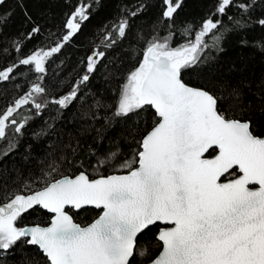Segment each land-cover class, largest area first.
<instances>
[{"label": "snow or ice", "instance_id": "6c2138e0", "mask_svg": "<svg viewBox=\"0 0 264 264\" xmlns=\"http://www.w3.org/2000/svg\"><path fill=\"white\" fill-rule=\"evenodd\" d=\"M4 2L0 0V5ZM163 4V18L172 20L179 0H163ZM229 7L247 10L243 2L217 0L215 13L198 31L185 26L183 34L190 37L186 43L172 47L171 31L146 42L143 58L127 76L114 113L127 116L146 107L154 109L153 126L138 141L139 150L116 166L125 174L92 179L81 171L74 177L53 179L55 167L43 173L37 178L43 184L39 190L16 194L0 205V250L30 237L27 243L38 246L50 264H133L137 255L151 257L149 249L139 246L138 236L150 226L163 225L155 237L161 250L151 264H264V136L255 134L250 121L226 117L216 96L182 78V70L196 65L202 53L221 39L220 17ZM86 11V4L77 7L67 19L63 43L35 51L19 65L45 73V61L80 30L81 22L88 19ZM259 23L264 25V20ZM128 26L127 19L114 25L104 37L105 46L123 39ZM37 32L33 28L29 36ZM104 55L94 51L87 57L86 74L79 84L89 80ZM16 67L0 70V81L10 79ZM79 84L52 103L68 107L77 98ZM45 92L41 83L34 84L0 114V140L8 139L9 131L19 134L25 127L28 118L20 123L14 115L22 106L31 103L37 114L47 106L33 95ZM116 156L109 153L98 166ZM37 205L52 214L48 225L18 226L23 214ZM85 205L101 213L81 226L69 210Z\"/></svg>", "mask_w": 264, "mask_h": 264}, {"label": "trees", "instance_id": "16d2710c", "mask_svg": "<svg viewBox=\"0 0 264 264\" xmlns=\"http://www.w3.org/2000/svg\"><path fill=\"white\" fill-rule=\"evenodd\" d=\"M179 2L172 20L162 16L163 0H5L0 5V70L17 65L10 79L0 81V114L14 106L15 100L37 83H41L46 92L34 93L36 102H47L39 114L31 103L18 109L15 118L20 123L28 118L25 127L19 134L9 131L8 139L0 140V204L9 202L16 194L41 188L43 184L37 178L51 172L53 167L57 169L52 173L53 179L80 171H86L90 178L123 172L116 166L133 158L134 152L139 150L138 141L153 126L154 111L150 107L138 114L114 115L122 86L142 60L146 42L154 36L166 37L171 31V46H180L190 38L183 34L185 26L191 25L198 31L217 7V0ZM237 2L245 3L247 10L227 9V14L220 17L224 25L218 33L221 39L202 53L196 65L182 70V78L185 83L216 96L218 108L226 117L248 120L255 134L262 135L264 25L259 21L264 20V0ZM85 4L88 19L81 22L80 30L63 44L60 52L45 61V73H36L34 66L19 65L27 55L41 49L48 51L63 43L61 38L68 31L67 19L77 7ZM132 12L136 15H131ZM124 19L129 24L126 36L106 47L104 37ZM235 21L241 23L237 25ZM33 28H38L39 32L29 36ZM209 43L211 45L212 41ZM94 51H104L105 55L98 58L89 80L79 84L86 74L87 57ZM41 75L42 81L38 79ZM77 84V98L68 107L52 103ZM113 152L117 156L111 163L98 166L99 160ZM69 211L80 225L99 212L93 207ZM50 216L49 212L35 206L17 223L19 226L44 225ZM157 229L158 225L150 226L138 236L139 246L149 249L151 257L145 259L137 255L133 264H143L158 253ZM0 264L50 262L37 246L21 238L9 250H0Z\"/></svg>", "mask_w": 264, "mask_h": 264}, {"label": "water", "instance_id": "95a60500", "mask_svg": "<svg viewBox=\"0 0 264 264\" xmlns=\"http://www.w3.org/2000/svg\"><path fill=\"white\" fill-rule=\"evenodd\" d=\"M187 84V83H186ZM189 85V84H188ZM189 86H191V87H196V86H192V85H189ZM196 88H201V87H196ZM153 111H154V109H152ZM241 121H248V120H241ZM150 130V129H149ZM258 136H264V133L262 134V135H258ZM143 137V136H142ZM142 139V138H141ZM81 172V171H80ZM80 172H78V173H76L75 175H78ZM113 174H125V171H123V172H113V173H109V174H106V175H103V176H107V175H113ZM75 175H72V176H70V175H64V176H69V177H74ZM99 176H101V175H99ZM99 176H96V177H93L92 179H95V178H99ZM60 178H62V176L61 177H59V178H56V179H60ZM232 177H230L229 179H231ZM40 189V188H39ZM39 189H37V190H39ZM34 191H36V190H34ZM34 191H31V192H29V193H25V194H31L32 192H34ZM0 205H3V204H0ZM38 206V205H37ZM40 207V206H39ZM83 207H93V208H95L94 206H92V205H85V206H83ZM82 207V208H83ZM41 208V207H40ZM43 209V208H42ZM43 210H45V209H43ZM73 210H77V209H73ZM79 210V209H78ZM99 210V212H98V214L92 219V220H90L89 222H87L86 224H84V225H81V226H87V225H89V224H91L95 219H97L98 218V216L100 215V213H101V210L100 209H98ZM47 211V210H46ZM48 212V211H47ZM51 214V213H50ZM51 216H52V214H51ZM51 216H50V219H51ZM50 219H49V221H48V223L50 222ZM74 222H76L75 220H74ZM48 223H46V224H44V225H41V226H47L48 225ZM76 223H78V222H76ZM79 224V223H78ZM36 224H26V225H23V226H35ZM160 227H163V225H158V229H157V232H156V235H157V233H158V231H159V228ZM155 235V236H156ZM25 239H26V243H27V240H29L30 239V237H24ZM27 244H29V243H27ZM31 245V244H30ZM36 246V245H35ZM38 247V246H37ZM39 248V247H38ZM40 250V249H39ZM161 250V249H160ZM159 250V251H160ZM41 252H42V250H40ZM159 251H158V253L155 255V256H157L158 254H159ZM43 253V252H42ZM44 254V253H43ZM155 256L152 258V259H154L155 258ZM143 264H151V259L149 260V261H147V262H145V263H143Z\"/></svg>", "mask_w": 264, "mask_h": 264}, {"label": "rangeland", "instance_id": "374dc122", "mask_svg": "<svg viewBox=\"0 0 264 264\" xmlns=\"http://www.w3.org/2000/svg\"><path fill=\"white\" fill-rule=\"evenodd\" d=\"M133 70H134V69H133ZM133 70H132V71H133ZM129 74H130V73H129ZM126 82H127V79H126V81L124 82V84H125ZM124 84H123V85H124ZM122 87H123V86H122ZM18 226H19V225H18Z\"/></svg>", "mask_w": 264, "mask_h": 264}]
</instances>
